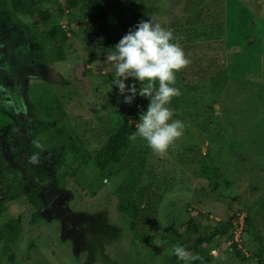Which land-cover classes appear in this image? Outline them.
Returning a JSON list of instances; mask_svg holds the SVG:
<instances>
[{
	"label": "rangeland",
	"instance_id": "1",
	"mask_svg": "<svg viewBox=\"0 0 264 264\" xmlns=\"http://www.w3.org/2000/svg\"><path fill=\"white\" fill-rule=\"evenodd\" d=\"M48 1L31 7V15L17 12L16 23L0 5V56L7 50L11 63L17 56L16 51L10 58L14 50L31 42L22 37L26 29L21 32L20 25H35L38 34L60 25L67 37L61 43L62 61L49 62L48 55L40 50L37 55L39 46L30 43L28 61L33 70L23 78V97L31 106L26 97L31 85L41 106L53 109L60 105L70 124H77L83 132L89 152L102 146L122 117L138 123L149 103L138 94L131 104L125 103L127 93L120 94L113 81H102L101 76L114 74L115 68L106 61L114 51H104L108 46L100 39L116 45L139 21L150 18L164 25L173 21L176 26L188 21L191 28L199 24L192 32L198 35L193 44L207 48L214 43L220 48L219 42L223 43L216 60L220 66L214 81L183 80L181 95L168 105L174 110L173 118L183 122V135L163 158L138 138L122 157L120 168L110 174H100L91 161L84 167L76 163L74 176L65 177L62 189L42 192L38 208L24 196L8 202L0 225L17 216L19 221L12 232L14 238L6 232L8 240L0 241V264H166L169 253L172 264H184L156 235L165 234V241L173 236L172 246L182 245L195 254L190 248L194 239L219 220L231 222L229 232L234 236L229 240L227 234H218L209 244L199 246L198 255H211L210 264H264V0H173V4L170 0H97V10L87 8L89 0H74L72 7L70 0ZM195 9L202 11V17L191 13ZM46 10L48 17L42 20L40 12ZM46 47L55 46L47 40ZM206 53L213 56L214 50L209 48ZM188 67L185 76L190 78ZM224 78L229 79L226 89L224 85L220 88ZM125 83L131 86L129 79ZM218 97L235 103L223 104ZM5 103L0 95L2 108ZM22 124V120L14 124V140L19 138V142L10 148L22 149L28 140ZM140 151H144L145 170L155 174L153 190L162 193L165 186L156 189L155 185L174 181L157 204L156 218L151 209L153 196L142 205L143 209L144 204L149 206L137 218L148 216L150 227L139 223L138 228L149 236L147 240L135 237L127 216L118 209L120 185L135 181L134 198L137 192L145 194L147 180L131 177L132 158ZM202 161L217 169L218 189L212 190L203 176ZM52 165L55 168L58 162ZM228 240L237 241V249L244 241L248 254L244 256L248 257L240 252L237 256L236 249L227 246ZM258 248L263 249L262 256L254 257ZM213 251L218 254L212 255Z\"/></svg>",
	"mask_w": 264,
	"mask_h": 264
},
{
	"label": "trees",
	"instance_id": "2",
	"mask_svg": "<svg viewBox=\"0 0 264 264\" xmlns=\"http://www.w3.org/2000/svg\"><path fill=\"white\" fill-rule=\"evenodd\" d=\"M74 2V0L68 1V6L72 7ZM169 2L170 4H173V0H170ZM44 3L48 4L49 1L0 0V5L5 8V11H7L8 13L9 19L11 21L14 20V22H18V19L16 18L17 12L23 15H31V7ZM87 8L97 10V0H89V2L87 3ZM191 13H193V15H196L197 18L201 13L202 17V11L199 12L198 9H195ZM47 17V10L45 12H40V18L42 20ZM37 22L38 21L35 20L33 24H36ZM189 24L190 23L188 21L181 26H176L175 22L173 21L169 22L167 25L162 24L163 26L174 30V34L176 36L183 37V39H181L179 43L183 47L187 58L191 61L189 64L190 67H188L189 73H192L190 78H187L185 76L186 68L176 74L178 76V78H176V80H178V85L176 87H178L180 91L184 86L183 80H186L188 82L193 81V83L194 78L197 79L196 82L201 81V83H205L209 80L214 81V75L218 70L217 68H219L220 66L217 64L216 60L219 54V49L223 44L221 41L219 42V44L221 45L220 48L214 46V43L210 47L207 46V48H203L202 45L200 46L198 44H193L198 35L196 34L193 36L192 32L199 24H197V26H194L193 28H191V25L189 26ZM25 27L27 28V35L25 37L33 40L35 43H38L41 51L45 50L46 52V50H48V52H50L46 53V55H48V61L51 62L52 60L63 59L64 54L61 43H63L67 39V37L60 25H54L48 31L39 34L34 31L32 26L26 25ZM19 28L22 29L23 27L21 28L20 26ZM47 40H49L50 43H52L55 47H53L52 49H47ZM100 42L108 46L103 49L107 53L111 52V50L115 51V45H111L108 39H100ZM2 45H0V47ZM209 48L214 50L213 56H210L206 53ZM1 56L3 58H1ZM1 56L0 69H2L3 72L5 66L8 64L7 50L6 55L1 54ZM191 67L195 69H191ZM101 79L104 82L114 81L115 73L112 75L108 73L107 75L101 76ZM228 80L229 79L224 78L223 83L221 82L222 85L220 86V88L224 85L226 89V85L229 84ZM129 82L130 84H132L135 81L132 80V78H129ZM135 83L137 89H139L140 83L138 81ZM156 86L158 88V82ZM0 95L6 102V107L2 108L0 106V136H5L3 140H0V216L6 208V204L8 202L14 201L20 196H24L35 209L38 208L40 206V198L42 192L47 188L62 189L65 185V177L67 175L74 176L75 171L73 165L76 163L79 164L80 167H84L91 161L92 164L96 165L97 169H99L100 174L112 173V171L120 168V161L122 157L125 155L127 150L131 148L133 142H135L130 141L128 137L135 131L136 124L128 122L127 118L122 117L115 124L113 131L110 134H106L107 138L103 142L102 146L94 150L93 152H89L86 148L83 132L80 131L77 124L75 125V127L70 124V121L66 117L64 111L61 109V106L57 104V107H54L53 109L50 106H41L40 102L36 99L34 89L31 88L29 89L28 95V100L31 101L33 107L31 110V118L38 121V126L30 132H24L25 134H29L28 140L23 141L21 146L22 149L18 146L17 147L20 149L14 147L13 153L10 154L9 148L5 150V148H7L6 146L11 145L12 143L15 144V142H19V138H16L15 141L13 136V134L15 133V116L17 118V115L15 114L14 109L12 108V110L10 108L11 106L7 104V99L5 98L8 97L3 94L2 89H0ZM218 98L222 101L223 104L225 101L227 102V104L235 103H231L230 98ZM142 99H144V97L141 98V100ZM145 100L147 102H150L147 98H145ZM171 102L174 103L173 100ZM34 142H38L40 144V147H37L36 143ZM143 153L144 151H140L137 153L136 157L132 158L135 168L134 170H132L133 175L131 177L137 178L138 176H142L141 179L147 180V184H145V187L143 188L145 189L143 190L145 191V194L141 195L137 192V197L134 198L135 181L130 185H120L117 193L119 194L118 209L121 211V213H124L127 216L129 220V230L135 235L136 238L147 240L149 236H144V234H141L138 228L139 223H146V228L150 227V223H148V216H143V218L139 220L137 218L139 212L142 210H147V206H149L148 204H144V207L146 208L143 209L142 205L144 202L147 203L150 200V197L153 196V204L155 206H151V209H153L156 218V213L158 212L157 204L164 197V194L167 192V190L169 191L173 188L172 185L174 181L167 183L166 185L156 184V189H158L160 186H165L162 193L158 192L155 189L154 193L151 192L154 191L151 185L154 183L155 174L153 173V171L145 170L146 162L144 163L145 157L143 156ZM34 155L37 157L36 163H33L31 161V157ZM55 156L57 157L56 160L54 159ZM54 161L58 162V165H55V168L52 165V162ZM200 168L202 169L201 172L203 176L212 184V190L218 189L219 181H215L216 176H218L217 169H215V167H210L209 165L208 167L205 166L204 161H202V166ZM148 189L150 191H148ZM18 221L19 216L4 223L2 225L3 227L0 225V241L8 240V238L6 237V232H14ZM190 221L192 222V219H190ZM156 222L157 220L153 222L152 227H157ZM249 223V218L246 216L245 224L248 225ZM232 226L233 225L229 221L224 222L219 220L208 231L194 239V243L190 247L191 250L194 251L195 254H199V246L202 244H209L214 240L215 237H218V234L220 235L222 233H225V235L227 234L228 237H230L229 240H231L234 234L233 231L229 232V227ZM142 228L144 229V227ZM154 231L155 229L153 230V232ZM157 233L158 232L152 233V235L154 236ZM14 234L15 233H12L13 238ZM156 237L158 240L162 241L167 248L169 247L170 250L172 249V244H174L173 236L169 241H165L167 239L165 234L163 233L161 235H159L158 233ZM229 240L226 242L227 246L230 245L234 249H236L237 256H239L240 253L243 254L242 250H245L243 247L244 241L241 242V248L237 249L236 246L238 242L234 241V243L233 241L230 242ZM203 252L204 251L201 248V255ZM262 253L263 249L258 248L256 252L253 253V255L254 257H261ZM171 257L172 256L170 255V253L165 256L166 264H172ZM202 257L204 258V264H210L211 255L208 254ZM192 264H201V262L194 261L192 262Z\"/></svg>",
	"mask_w": 264,
	"mask_h": 264
},
{
	"label": "clouds",
	"instance_id": "3",
	"mask_svg": "<svg viewBox=\"0 0 264 264\" xmlns=\"http://www.w3.org/2000/svg\"><path fill=\"white\" fill-rule=\"evenodd\" d=\"M181 39L183 37L176 36L174 30L154 18L141 20L120 39L115 51L106 56V61L115 68L114 85L120 94L127 93L124 102L131 104L137 94L150 101L147 110L141 112L129 140L143 139L161 158L183 135V122L173 118L174 110L168 106L174 97L181 95L175 86L176 73L191 62L179 43ZM129 78L138 81L140 88L137 89L135 82L127 85L125 81ZM34 143L40 147L38 142ZM31 161L36 163L37 157L32 156ZM171 251L184 264L194 261L204 264L202 256L191 253L182 245H173ZM211 254L216 255L215 251Z\"/></svg>",
	"mask_w": 264,
	"mask_h": 264
},
{
	"label": "water",
	"instance_id": "4",
	"mask_svg": "<svg viewBox=\"0 0 264 264\" xmlns=\"http://www.w3.org/2000/svg\"><path fill=\"white\" fill-rule=\"evenodd\" d=\"M31 42L27 41L26 44L21 45L17 50L16 58L8 63L3 71L4 76L11 77V81L6 82L2 86L3 94L9 98V105L15 112H21L23 115L29 113V104L23 97V78L32 74L33 65L31 66L28 58L31 55ZM26 66V67H25Z\"/></svg>",
	"mask_w": 264,
	"mask_h": 264
},
{
	"label": "flooded vegetation",
	"instance_id": "5",
	"mask_svg": "<svg viewBox=\"0 0 264 264\" xmlns=\"http://www.w3.org/2000/svg\"><path fill=\"white\" fill-rule=\"evenodd\" d=\"M17 21H15V23H16ZM18 24V23H17ZM21 26V28L24 30V28L26 29V31H27V28L24 26V25H20ZM19 26V27H20ZM18 27V29H20ZM20 31H21V29H20ZM26 31H24V32H22L21 33V35H22V37H24V38H26V39H29L28 37H25L26 35H27V33H26ZM25 34V35H24ZM31 42H33V43H35L33 40H31V39H29ZM35 44H37L38 45V43H35ZM39 46V45H38ZM21 47V45H19L18 46V48L17 49H15L14 50V52H13V54L12 55H10V58L11 57H13V55L16 53V51L19 49ZM41 51V49H40V47L38 48V50L36 51V54L38 55L39 54V52ZM42 51H44L45 52V50H42ZM41 51V52H42ZM47 51L48 50H46V52L44 53V52H42V53H44L45 55H46V53H47ZM50 53V52H49ZM8 54H9V52H8ZM8 54H7V57H8ZM63 54H64V52H63ZM33 58H34V56H33ZM32 58V59H33ZM39 58V57H38ZM9 59V58H8ZM7 59V60H8ZM10 60V59H9ZM8 60V63L10 62ZM48 60V59H47ZM59 61H62V59H58V60H52L51 62H59ZM39 62H42L41 61V59H39ZM45 62V61H44ZM50 62V61H49ZM30 63V62H29ZM26 67V66H25ZM3 72H2V69H0V89H2V86L5 84V82L3 81V77H4V73L2 74ZM3 75V76H2ZM5 78H6V82H9V81H11V77H10V75L8 76H5ZM31 88H35L34 86H29L26 90H27V94H26V97H27V101L28 102H30V105L31 106H29V113L26 115V116H24L21 112H15V114L17 115V118H16V123H17V120L20 122V120H22V127L23 128H25L24 130H26L27 132H30L31 130H33V129H35V128H37V126H38V121L36 120V119H33V118H31L32 117V114H31V110H32V103H31V101H29L28 100V95H29V89H31ZM5 99H7V104L9 105V100H8V98H5ZM11 109H12V107H10ZM13 110V109H12ZM14 112V111H13ZM16 123H15V125H16ZM32 123H35V125H32ZM17 125H19V124H17ZM19 130V129H18ZM4 138H5V136H4ZM12 145H14L13 143L11 144V145H7L6 147L7 148H5V150L6 149H8L9 148V151H10V154L11 153H13V148H10V146H12Z\"/></svg>",
	"mask_w": 264,
	"mask_h": 264
},
{
	"label": "built area",
	"instance_id": "6",
	"mask_svg": "<svg viewBox=\"0 0 264 264\" xmlns=\"http://www.w3.org/2000/svg\"><path fill=\"white\" fill-rule=\"evenodd\" d=\"M235 240H236V239H235ZM242 252H243V254L248 255V254L245 252V250H242Z\"/></svg>",
	"mask_w": 264,
	"mask_h": 264
}]
</instances>
